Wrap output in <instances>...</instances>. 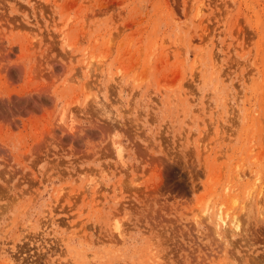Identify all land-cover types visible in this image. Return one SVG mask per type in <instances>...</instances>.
<instances>
[{
	"label": "rangeland",
	"instance_id": "rangeland-1",
	"mask_svg": "<svg viewBox=\"0 0 264 264\" xmlns=\"http://www.w3.org/2000/svg\"><path fill=\"white\" fill-rule=\"evenodd\" d=\"M226 263H264V0H0V264Z\"/></svg>",
	"mask_w": 264,
	"mask_h": 264
},
{
	"label": "bare ground",
	"instance_id": "bare-ground-1",
	"mask_svg": "<svg viewBox=\"0 0 264 264\" xmlns=\"http://www.w3.org/2000/svg\"><path fill=\"white\" fill-rule=\"evenodd\" d=\"M237 202L238 201L236 199L222 200V201H219V203L216 205L215 210H211V208L209 207L203 213L204 214L203 216H205L206 220L210 221L212 224V227H213L212 228V230H213L212 234H214L215 238H217V241L220 242L221 244H224V245L231 244L232 245V238L234 237L235 234L243 236V238H244L245 230L242 231L241 227L239 225L240 223H238L239 222V218H238L239 213H238V209L236 206ZM244 240H245V238H244ZM235 243H236V241H235ZM234 246H235V244H234ZM232 252H234V251L232 250ZM237 259L243 260L244 256H241V257L238 256ZM226 264H228V263H226Z\"/></svg>",
	"mask_w": 264,
	"mask_h": 264
}]
</instances>
